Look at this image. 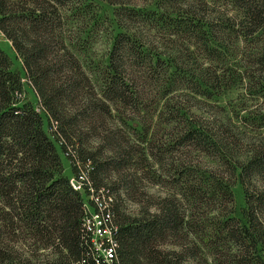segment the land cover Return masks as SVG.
<instances>
[{
    "label": "trees",
    "instance_id": "16d2710c",
    "mask_svg": "<svg viewBox=\"0 0 264 264\" xmlns=\"http://www.w3.org/2000/svg\"><path fill=\"white\" fill-rule=\"evenodd\" d=\"M84 1L0 0V31L22 60L73 177L86 194L114 199L120 263L264 264V107L243 119L257 139L239 161L229 147L233 133L190 116L178 96H213L225 80L238 82L234 76L243 68L247 92L264 99V0H162L148 10L115 0L122 6L117 17L148 33L115 36L100 91L66 42L69 13L82 12ZM157 37L168 38L176 53L164 52ZM12 68L0 49V264H94L84 194L72 187L56 142L41 113L22 99L23 79ZM121 108L137 116L158 110L175 138L136 146L128 129L125 136L111 126ZM92 140L97 147L86 149ZM192 152L224 169L199 167ZM167 160L168 179L154 169L163 171ZM142 163L154 171L149 181L169 194L139 200L141 217L133 218L116 193L138 194L130 171ZM238 177L246 197L241 217L233 192Z\"/></svg>",
    "mask_w": 264,
    "mask_h": 264
},
{
    "label": "rangeland",
    "instance_id": "374dc122",
    "mask_svg": "<svg viewBox=\"0 0 264 264\" xmlns=\"http://www.w3.org/2000/svg\"><path fill=\"white\" fill-rule=\"evenodd\" d=\"M122 1L126 3V7L148 10L149 8L155 9L162 0ZM84 2L85 8L82 12H77L76 14H72L73 12L69 13L70 20L67 23L65 33L66 42L71 51L82 62L87 74L96 85L98 91H100L104 80L103 72L109 61V52L112 48L115 36L120 32L129 31H140L139 34L145 36L148 32L143 25L135 23L124 24L116 14L117 10L122 6L115 5V0H85ZM211 2L215 3V0H209L210 4ZM228 7L231 11L232 9L230 6ZM153 35H156L155 32H153ZM157 38L161 40L160 46L164 52L173 55L176 53L175 49H172L173 45L168 38ZM238 46L242 47L240 43H238ZM0 49L10 56L13 62L12 69L22 76L24 83L22 99L30 101L41 113L47 133L56 142L51 129L53 123L41 108L35 90L26 79L23 62L15 52L12 43L1 31ZM246 76H248L247 71L240 68V72L234 76L238 82H232L233 77L230 79V83L225 80L223 86L214 89L213 96L210 97L207 95H197L190 91H185L178 95L180 96V101L184 102L186 105L187 111L189 110L190 116L193 115L197 118L207 119L213 124H217L218 127L222 126L225 130L228 129L229 135H232L231 132L233 133L234 137H228L230 142L229 147L233 150V157L239 161H245L247 159L249 151L251 150V144L254 142V139H257V135L249 128L243 119L252 116L253 113L264 107V99L252 97L249 92H247L245 83H248V80ZM147 92L148 95L149 90H147ZM157 111L155 110V112L150 115L148 109L143 112L141 116H137L131 109L121 108L118 111H114L113 115L115 117V122L112 123L111 126L117 129L123 128L121 130V135L125 136L126 133L124 131L128 129L127 131L131 132V135H133L131 141L136 146L148 147L149 141H152L151 143H154V145L163 146L167 141H172L175 136H171L172 134H170L171 132H169L168 126L159 121ZM130 127H133L137 133L132 129L130 130ZM97 144V142L92 140L88 142L85 147L86 149H95ZM56 145L62 157L65 174L69 178H72L71 163L62 153L60 145L57 142ZM190 154L193 163L205 170L224 169L222 165L220 166L219 163L211 157L197 152H192ZM167 163L170 164V160H167L165 164ZM168 164L164 166L163 171L160 165H157L154 168L157 171V175L161 176L162 174L168 179V171H173V169H171L172 166L169 167L170 165ZM138 169V172L134 170L130 171L131 174L134 173L131 179L135 183L134 187L138 190V194L135 191H131L130 195L133 197L131 198L125 190L116 193L123 211L133 218L141 217L143 205L138 202L139 200L147 203V201H149L147 198L149 195L164 197L169 194L168 188L155 185L149 181V177L153 176L154 173L149 164H139ZM115 179L116 177L109 179L107 184L113 185L116 182ZM233 192L236 200V216L241 217L242 210L246 207V197L239 177ZM137 195L139 199H137ZM23 248L25 249V247ZM165 248L168 250H180V248L175 246H166ZM43 259L44 257L41 258L42 261Z\"/></svg>",
    "mask_w": 264,
    "mask_h": 264
},
{
    "label": "built area",
    "instance_id": "2783aa9c",
    "mask_svg": "<svg viewBox=\"0 0 264 264\" xmlns=\"http://www.w3.org/2000/svg\"><path fill=\"white\" fill-rule=\"evenodd\" d=\"M84 180L87 177L84 175ZM72 187L84 194L86 214L83 220L84 233L91 243L92 260L94 264H121L119 259V244L116 234L119 227L115 224L113 206L114 199L91 190L86 194L83 183L71 178ZM86 194V195H85ZM82 261L81 264H86Z\"/></svg>",
    "mask_w": 264,
    "mask_h": 264
}]
</instances>
